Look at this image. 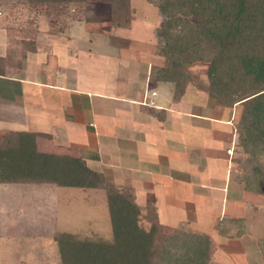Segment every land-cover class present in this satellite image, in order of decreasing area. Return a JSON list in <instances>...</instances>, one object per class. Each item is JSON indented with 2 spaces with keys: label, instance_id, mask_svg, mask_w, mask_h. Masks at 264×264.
<instances>
[{
  "label": "crops",
  "instance_id": "obj_1",
  "mask_svg": "<svg viewBox=\"0 0 264 264\" xmlns=\"http://www.w3.org/2000/svg\"><path fill=\"white\" fill-rule=\"evenodd\" d=\"M31 1L69 4L72 12L81 5ZM144 23L142 36L134 22L110 23L106 32L94 34L76 17L57 34L41 32L33 42H24L23 54L21 47L18 51L24 56L21 62L19 54L15 56L17 48L13 50V43L7 41L11 38L0 31V51L13 58L2 66L5 54L0 52V149L7 148L18 133L29 134L37 152L83 158L110 184L129 190L141 210L150 198L162 224L209 235L213 251L208 264H250L249 241L253 263L258 262L264 198L245 190L238 175L239 132L224 115L225 107L215 102L212 109L208 106L210 96L205 91L192 90L188 99L187 86L173 100L171 82L153 83L155 68L163 60L152 49L155 27ZM17 41L16 45L24 44ZM99 41L113 52L96 51ZM5 184H49L53 186L49 190L90 188L105 193L101 187L46 181H0ZM218 220L227 228L225 233L217 228ZM58 237L52 239L58 260L49 259V246L40 258L16 262L62 264Z\"/></svg>",
  "mask_w": 264,
  "mask_h": 264
},
{
  "label": "trees",
  "instance_id": "obj_2",
  "mask_svg": "<svg viewBox=\"0 0 264 264\" xmlns=\"http://www.w3.org/2000/svg\"><path fill=\"white\" fill-rule=\"evenodd\" d=\"M43 1L104 3L109 22L116 26H128L132 18L130 0ZM151 1L162 17L154 35L163 63L155 70L153 83L171 82L173 100L192 83L219 106L241 105L235 127L238 146L249 158L240 180L245 190L264 197V0ZM197 63L206 64V87L188 70ZM0 181H46L105 190L112 239L59 236L62 264H208L212 258L209 235L162 224L151 199L144 206V226L132 193L110 184L83 158L37 152L29 134L18 133L7 148L0 149ZM216 225L226 232L220 220ZM259 246L264 255V246L260 242Z\"/></svg>",
  "mask_w": 264,
  "mask_h": 264
},
{
  "label": "rangeland",
  "instance_id": "obj_3",
  "mask_svg": "<svg viewBox=\"0 0 264 264\" xmlns=\"http://www.w3.org/2000/svg\"><path fill=\"white\" fill-rule=\"evenodd\" d=\"M130 6L132 8L131 22L138 23L136 27L138 36H142L146 31L144 22L152 27L161 24L162 17L151 0H130ZM76 17L84 21L85 28L90 29L94 34L106 32L110 24L109 8L104 3L82 2L76 12H72V6L69 4L52 5L32 3L30 0H0V31L6 38H11L7 41L13 43V50L17 48L15 56L19 54L20 47L21 50L24 49V42H33V37L41 32L57 34V31L62 29L61 26L67 25L69 20ZM122 33L126 34L124 31ZM19 39H22L24 44L16 45ZM113 41L121 43L118 40L113 39ZM155 42L152 49L154 54H157V39ZM121 44L127 45L128 43L124 40ZM82 45L85 46V43ZM95 50L105 53L113 52L112 48L102 41L95 45ZM0 52L5 54L2 56V66L6 61L11 63L13 58H10L7 52ZM21 52L23 54L24 51ZM116 52L117 49L114 50V53ZM21 57L24 56L19 54V60ZM188 70L203 86H207L206 64L197 63L190 66ZM187 86L189 88L188 99L192 98V90L204 91L196 88L192 83H188ZM207 99L208 106L212 109L211 104L214 102L216 104V101L212 97H207ZM225 109L224 115L230 116L235 125L239 120L241 105L237 104L232 108L225 107ZM239 152L235 160L241 179L245 162L249 157L246 158L247 153L243 147H239ZM261 157H263L262 154H259V158ZM50 187L53 186L49 184L0 185V264H18L16 262L18 259H24L29 263L33 257L40 258L42 251L49 246L51 249L46 252L49 259L58 260V252L52 240L55 235L66 234L65 238H79L80 235H87L97 241L112 239L111 223L103 190L63 187L49 190ZM126 192L130 191L126 190ZM140 219L146 226L144 208ZM180 226L185 228L182 223ZM67 233H74L77 236ZM260 240V244L264 246V235ZM249 243L251 246L250 241ZM249 246L247 248L249 263L264 264V255L260 246L261 259L259 258L255 263H253L255 256L252 255L254 249Z\"/></svg>",
  "mask_w": 264,
  "mask_h": 264
}]
</instances>
